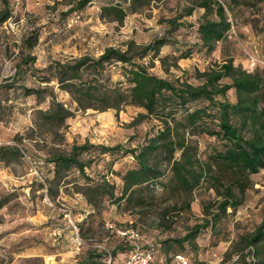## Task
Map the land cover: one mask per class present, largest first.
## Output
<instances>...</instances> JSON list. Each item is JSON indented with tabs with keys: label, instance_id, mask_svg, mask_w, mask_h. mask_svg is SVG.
<instances>
[{
	"label": "rangeland",
	"instance_id": "rangeland-1",
	"mask_svg": "<svg viewBox=\"0 0 264 264\" xmlns=\"http://www.w3.org/2000/svg\"><path fill=\"white\" fill-rule=\"evenodd\" d=\"M83 0H9L11 17L0 27V84L16 81L12 88H0V145H14L22 156L10 163L0 161V264H98L89 253L103 251L106 264H123L131 253V244L123 232L134 230L142 246L155 245L151 264H233L239 253H246L245 237L260 224L264 215V170L251 174L243 203L225 214L211 227L200 232L194 244L182 246L174 240L203 218L216 211L221 195L208 180L190 195L166 188L170 178V161L162 150L156 151L150 163L163 172L149 190L136 193L129 201H104L100 213L82 195L85 179L71 170L60 183L53 181L54 166L48 162L52 153H68L73 144L85 141L94 145L138 147L161 129L153 117L140 118L145 111L137 106H125L115 111H75V103L65 91L54 85L57 99L71 105L72 117L62 125L44 124L36 114L39 107L33 97L25 96L18 85L38 86L30 70L16 76L21 60L22 41L27 35H37L31 50L34 68L44 69L55 61H65L88 54L96 57L105 48H124L128 41L147 44L157 37L170 41L159 53L168 57L163 66L159 58L146 57L143 63L150 73L162 78H179L194 85L198 72L214 64L231 60L235 67L261 74L264 71V0H218L224 5L230 30L224 40L208 52L202 46L198 26L205 20H216L214 12L207 14L197 6L200 0H153L132 5L130 0H92L82 10H76ZM121 6L126 15L120 22L103 7ZM193 7L191 14L188 10ZM179 24L173 28L169 21ZM121 65L110 67L112 81L123 80ZM229 82V79H224ZM226 98L233 102L232 90ZM44 105L40 106L43 108ZM264 108V104H263ZM197 157L223 149L216 136L190 135ZM176 158L180 152L175 153ZM90 161L85 174L93 179L105 176L115 185V195L122 186L121 177L135 166L130 155L98 154L91 150L80 156ZM37 174L40 176H37ZM213 174L225 185L232 180L228 172L216 168ZM219 191H222L219 190ZM145 198L141 204L139 196ZM190 201L189 210L182 207ZM211 215L205 214L206 207ZM91 213L90 216L88 214ZM82 227V233L79 231ZM116 247L112 258L109 252ZM257 264H264V243L254 248Z\"/></svg>",
	"mask_w": 264,
	"mask_h": 264
},
{
	"label": "trees",
	"instance_id": "trees-1",
	"mask_svg": "<svg viewBox=\"0 0 264 264\" xmlns=\"http://www.w3.org/2000/svg\"><path fill=\"white\" fill-rule=\"evenodd\" d=\"M92 0L78 3L76 10H82ZM153 0H130L132 5L147 4ZM261 1V0H247ZM198 7L207 14L215 13L216 20H205L198 26V34L202 46L208 52L214 49L217 42L225 39L230 30L224 5L218 0H200ZM103 12H111L116 20L122 21L126 15L119 5L103 7ZM193 7L188 10L191 14ZM11 17L9 0H0V27ZM173 28L179 26L175 20L169 21ZM37 35H27L22 41L23 50L20 62L17 64L16 76L30 70L35 76L38 86L28 87L18 85L25 96L33 97L39 107L36 114L44 124L62 125L65 120L74 115L71 105L59 101L52 81L59 90L69 94L71 102L75 103V111L93 109L100 112L112 109L118 114L125 106L133 105L142 108L145 114L140 118L153 117L161 124L157 133L146 139L145 143L133 148H124L121 144L113 146L94 145L85 141L73 144L68 153H52L48 162L54 166L53 181L67 177L71 170H76L85 179L82 185V195L88 205L98 214L108 200L119 203L129 201L136 193L149 190L163 176V172L150 163L151 157L162 150L170 161V178L166 188L182 191L190 195L200 186L203 180H208L211 187L221 195V199L213 205L216 211L211 215V208H205L201 222L193 224L187 232L174 241L179 245L194 244L200 232L213 226L227 208L235 211L244 200L245 191L249 187L248 178L264 170V71L259 74L235 67L231 60L222 64H214L203 72H198L199 83L194 85L179 78H162L150 73L143 60L159 58L164 66L168 57H160L161 48L170 40L167 37H157L147 44H136L128 41L124 48L108 47L96 56L88 54L65 61H55L44 69H36L33 64L35 57L31 50L36 45ZM120 64L123 70V80L112 81L110 67ZM25 66L26 70L23 71ZM229 79V82H224ZM16 81L0 84V88H12ZM232 90L235 101L231 102L226 94ZM44 105L43 108L40 106ZM190 135L216 136L223 142V149L215 151L207 160L197 157L195 147L188 142L185 132ZM91 150L98 154L130 155L135 166L125 171L121 177L122 186L119 195H115V185L105 176L93 179L85 174V168L90 161L83 160V153ZM180 152L176 158L175 153ZM22 156L21 149L14 145H0V161L10 163ZM214 168L228 172L231 182L225 185L214 174ZM222 191H219L221 190ZM141 204L145 198L139 196ZM190 201L182 206L189 210ZM91 213L88 214L90 216ZM79 231L82 233V227ZM246 253H239L233 264H257L256 246L264 243V215L256 229L244 239ZM131 248V247H130ZM152 249V261L155 245L142 246ZM116 247L109 252L114 257ZM92 257L99 259L98 264H106L108 257L105 252L89 253L86 263ZM150 262V264L152 263ZM168 264V263H167ZM193 264H202L195 261Z\"/></svg>",
	"mask_w": 264,
	"mask_h": 264
},
{
	"label": "built area",
	"instance_id": "built-area-1",
	"mask_svg": "<svg viewBox=\"0 0 264 264\" xmlns=\"http://www.w3.org/2000/svg\"><path fill=\"white\" fill-rule=\"evenodd\" d=\"M37 176L39 175L37 174ZM122 235L127 236L131 244V253L129 257L123 262V264H150L152 261V249L142 248V245L138 243L139 234L136 231L131 230L128 231V233L123 232ZM177 258L183 264L186 263L184 257L178 256Z\"/></svg>",
	"mask_w": 264,
	"mask_h": 264
},
{
	"label": "bare ground",
	"instance_id": "bare-ground-1",
	"mask_svg": "<svg viewBox=\"0 0 264 264\" xmlns=\"http://www.w3.org/2000/svg\"><path fill=\"white\" fill-rule=\"evenodd\" d=\"M45 263H46V264H54V261H53L52 257H47V258L45 259Z\"/></svg>",
	"mask_w": 264,
	"mask_h": 264
}]
</instances>
